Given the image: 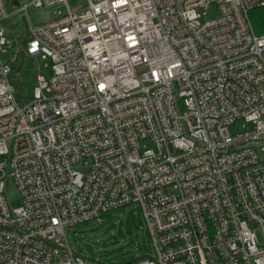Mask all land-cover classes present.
I'll list each match as a JSON object with an SVG mask.
<instances>
[{
	"label": "built area",
	"instance_id": "1",
	"mask_svg": "<svg viewBox=\"0 0 264 264\" xmlns=\"http://www.w3.org/2000/svg\"><path fill=\"white\" fill-rule=\"evenodd\" d=\"M30 6L55 18L32 24ZM261 6L19 0L25 37L0 28V172L21 197L10 208L0 177V264H87L67 230L130 205L150 245L122 264H264ZM19 56L51 67L21 102Z\"/></svg>",
	"mask_w": 264,
	"mask_h": 264
},
{
	"label": "rangeland",
	"instance_id": "2",
	"mask_svg": "<svg viewBox=\"0 0 264 264\" xmlns=\"http://www.w3.org/2000/svg\"><path fill=\"white\" fill-rule=\"evenodd\" d=\"M10 16L0 22V28L7 30L6 36L11 41H17L25 37L27 18L15 12L16 6L13 0H4ZM24 0H20L22 2ZM71 7L84 6L85 0H68ZM216 14V9L211 6L207 11V17ZM27 16L32 24L47 22L55 18L52 8H37L30 6ZM15 65L19 67V75H11L12 84L15 89L16 99L21 102L30 99L36 83L33 80V71L40 76L49 79L51 67L49 59L34 58L31 56L18 57ZM233 129V127H231ZM240 130L239 124L235 125ZM173 153L174 150L171 149ZM2 160V158H0ZM82 174L86 169L77 167ZM3 181L4 195L10 208H16L21 204V197L14 179L8 171L0 172ZM104 222L91 221L67 230V239L71 250L83 256L87 264H101L110 262L109 258L114 255L134 257L139 247H149V237L145 221L141 213L134 206H126L121 210L110 213V220ZM105 259V260H104Z\"/></svg>",
	"mask_w": 264,
	"mask_h": 264
},
{
	"label": "trees",
	"instance_id": "3",
	"mask_svg": "<svg viewBox=\"0 0 264 264\" xmlns=\"http://www.w3.org/2000/svg\"><path fill=\"white\" fill-rule=\"evenodd\" d=\"M249 19L251 21L252 27L255 32L263 33L264 32V6L255 7L249 11ZM12 74L19 75V67L17 65H12ZM104 218L109 221L110 214L107 213L104 215ZM124 255V254H122ZM120 254L114 255L112 258H109L110 262L101 263V264H122L123 262H127L131 259V256H122ZM105 260V259H104Z\"/></svg>",
	"mask_w": 264,
	"mask_h": 264
},
{
	"label": "water",
	"instance_id": "4",
	"mask_svg": "<svg viewBox=\"0 0 264 264\" xmlns=\"http://www.w3.org/2000/svg\"><path fill=\"white\" fill-rule=\"evenodd\" d=\"M18 1H19V0H13V3H14L15 5H17V4H18Z\"/></svg>",
	"mask_w": 264,
	"mask_h": 264
}]
</instances>
